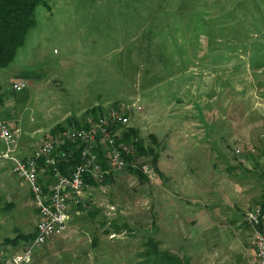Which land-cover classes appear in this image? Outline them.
<instances>
[{"label":"rangeland","instance_id":"rangeland-1","mask_svg":"<svg viewBox=\"0 0 264 264\" xmlns=\"http://www.w3.org/2000/svg\"><path fill=\"white\" fill-rule=\"evenodd\" d=\"M35 19L0 71V107L11 97L22 108L0 115L38 146L114 106L158 158L140 157L147 179L125 167L87 188L90 203L27 264H138L149 236L190 264H250L246 216L264 196V0H47ZM1 153L0 140L10 264L31 239L5 240L34 233L37 214Z\"/></svg>","mask_w":264,"mask_h":264},{"label":"built area","instance_id":"built-area-1","mask_svg":"<svg viewBox=\"0 0 264 264\" xmlns=\"http://www.w3.org/2000/svg\"><path fill=\"white\" fill-rule=\"evenodd\" d=\"M27 86L25 81L13 84L15 89ZM129 116L114 106L92 111L82 124L72 123L51 132L29 155H20L19 132L0 115L1 157L12 163V169L32 192L37 212L35 236L21 250L15 251L10 264L30 263L38 246L49 242L62 231L72 209L86 206L89 180L103 183L113 171L140 167L146 174L148 166L135 158L136 141L123 138ZM148 175V174H147ZM254 249L250 264H264V204L247 212ZM5 250L0 248V260Z\"/></svg>","mask_w":264,"mask_h":264},{"label":"trees","instance_id":"trees-1","mask_svg":"<svg viewBox=\"0 0 264 264\" xmlns=\"http://www.w3.org/2000/svg\"><path fill=\"white\" fill-rule=\"evenodd\" d=\"M41 3L47 4V0H0V71L13 61L19 47L24 43L29 29L36 22L35 11ZM63 127V125H58L53 132ZM134 137L137 138L135 158L154 154L155 160H157L158 154L154 152L152 147L144 144L143 139L138 136L134 128H129L123 132L125 140L131 141ZM156 162L154 161L155 165ZM127 168L142 179L148 178L147 174L138 166L128 165ZM109 177L110 175L106 177L103 183H106ZM89 183L99 185L93 179L89 180ZM262 204H264V196ZM78 208L85 209L82 205H79L76 209ZM96 212L97 210L91 212V214L95 215ZM34 236L35 232L22 234L15 240L6 239L5 242L17 244L19 238L29 241ZM139 255L141 260L138 261V264H190V258L182 257L171 250L161 248L159 242L153 236L148 237L147 242H145V249Z\"/></svg>","mask_w":264,"mask_h":264},{"label":"crops","instance_id":"crops-1","mask_svg":"<svg viewBox=\"0 0 264 264\" xmlns=\"http://www.w3.org/2000/svg\"><path fill=\"white\" fill-rule=\"evenodd\" d=\"M32 72H28V71H23L22 72V78H23V76H25L23 79L21 78V80H19V81H22V80H26L27 78H29L32 74H31ZM19 81H15L14 83H16V82H19ZM2 83V85H4L5 84V82L3 81V80H1L0 79V84ZM23 89V88H22ZM17 90H21V89H17ZM10 100H12V98L10 97L9 98V100H7V102H8V104L6 105V106H3V107H0V108H14L16 111H18V108H22L20 105H18V103L16 102V101H10ZM9 105V106H8ZM9 114L11 113V111H9L8 112ZM3 117V116H2ZM3 118H5V117H3ZM8 118H10V117H8ZM6 120H8L7 118H5ZM8 121H10V120H8ZM11 122V121H10ZM11 124V126L13 127V128H15V129H19V130H21L20 128H19V125H18V123H16V122H14V123H10ZM16 126H18V127H16ZM41 129V128H40ZM23 134H20V136H19V142H20V155H22V156H27V155H29L37 146H36V142H37V138L36 137H33L34 135H33V133H32V135H23ZM48 136V135H47ZM43 141H44V139H42ZM2 143V142H1ZM28 185V184H27ZM28 188H29V186H28ZM30 189V188H29ZM30 192H31V190H30ZM31 194H32V192H31ZM36 209V208H35ZM36 214H37V212H36Z\"/></svg>","mask_w":264,"mask_h":264}]
</instances>
